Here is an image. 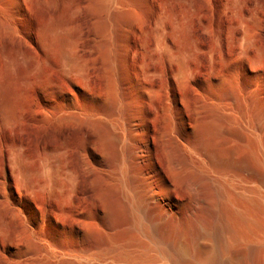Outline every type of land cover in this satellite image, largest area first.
Instances as JSON below:
<instances>
[{"label": "rangeland", "instance_id": "obj_1", "mask_svg": "<svg viewBox=\"0 0 264 264\" xmlns=\"http://www.w3.org/2000/svg\"><path fill=\"white\" fill-rule=\"evenodd\" d=\"M0 5L11 13L9 28L0 15V264H44L45 232L81 227L112 193L106 172L80 179L81 154L117 164L118 130L88 117L137 115L160 152L185 119L224 164L246 143L243 110L264 125V0Z\"/></svg>", "mask_w": 264, "mask_h": 264}, {"label": "bare ground", "instance_id": "obj_2", "mask_svg": "<svg viewBox=\"0 0 264 264\" xmlns=\"http://www.w3.org/2000/svg\"><path fill=\"white\" fill-rule=\"evenodd\" d=\"M5 7L0 5V15L3 27L9 28L11 13ZM87 120L118 130L113 154L117 164L102 150L81 154L78 171L89 185L96 180L90 178L93 171L106 172L112 193L99 199L100 209L82 218L81 227L45 232L44 264H264L260 120L254 121L247 110L237 118L246 143L237 145L232 166L212 158L205 144L208 130L185 119L175 124L169 138L162 137L161 152L137 115H94ZM71 174L70 181L65 175L62 179L75 188L78 176L73 175L75 180Z\"/></svg>", "mask_w": 264, "mask_h": 264}]
</instances>
